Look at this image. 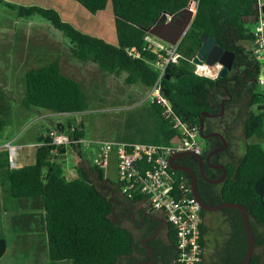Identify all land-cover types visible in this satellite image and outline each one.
Returning a JSON list of instances; mask_svg holds the SVG:
<instances>
[{"label":"trees","instance_id":"trees-1","mask_svg":"<svg viewBox=\"0 0 264 264\" xmlns=\"http://www.w3.org/2000/svg\"><path fill=\"white\" fill-rule=\"evenodd\" d=\"M76 1L95 13L109 0ZM190 1L194 0H110L117 44L79 30L62 19L52 7L5 3L15 9L18 16L38 14L50 21L69 39L68 47L74 57L91 61L108 73H125L124 80L128 84L149 87L157 76V70L149 60H155L157 56L143 47L144 36L164 14L175 13L188 6ZM258 14V0H198L192 24L178 43L177 61L167 64L165 74L168 77L161 79L162 94L171 105L170 114L164 113L159 103L145 100L148 106L144 115L132 123L134 126L129 124L130 130L119 140L167 143L180 135L179 129L173 126L174 117L190 127L199 128V115L204 119L203 112L212 111L222 94L228 91L236 100L244 97L243 92L248 93V103L252 107L243 116V133L246 137H264V89L258 87L263 63L254 51L253 34ZM202 32L215 37L220 47L234 53L232 67L223 76L211 77L195 72L196 64L192 58L201 46ZM129 47H135L139 56L129 54ZM24 77L26 91L22 104L26 108L33 106L53 112L87 109L86 94L80 82L58 66L41 64L29 67ZM232 77L235 82L230 81ZM253 77L254 83L241 92L244 81ZM10 112L8 95L0 86V131L8 124ZM142 121L146 123L140 124ZM53 128L60 131V126ZM49 129L45 128L38 135L36 142L39 144H35L32 163L11 166L7 150L0 161V182L8 188L20 208L9 219L15 241L18 243L33 234L41 243L37 247L45 248L50 260H70L71 264H137L147 258V250L132 230L112 217L116 190L121 191V182L110 180L99 162L75 165L76 177L67 178L61 156L66 147L75 146L76 142L56 146L46 134ZM66 131L72 139L85 137L82 121L68 125ZM227 168V177L213 192L218 196L216 202L228 200L245 205L255 234V246L248 264H260L264 258V143H245L242 155ZM177 173L190 184L185 172L177 170ZM111 190H115L113 194L109 192ZM123 195L131 204L145 199L139 190L133 191L131 196L128 193ZM210 212L220 214L218 224L211 228L205 219ZM201 215L199 241L202 253L197 264L240 261L247 246L240 211L234 207L217 211L201 209ZM210 243H213L211 253L205 257ZM147 244L152 247L151 241ZM165 245L166 260L180 264L177 261V230L170 222ZM6 248L7 239L0 237V257Z\"/></svg>","mask_w":264,"mask_h":264},{"label":"rangeland","instance_id":"rangeland-1","mask_svg":"<svg viewBox=\"0 0 264 264\" xmlns=\"http://www.w3.org/2000/svg\"><path fill=\"white\" fill-rule=\"evenodd\" d=\"M264 2V0H262ZM14 4L40 6L54 8L62 19L68 21L79 30L100 37L107 42L117 44L116 30L114 25L113 11L110 0L106 6L96 11L89 12L76 0H13ZM16 31L14 35L10 32L0 33V65L3 68V79L5 89L11 105L8 124L0 131V141L3 139L12 140L14 143L33 142L37 140L46 125L53 121L60 120L68 127L80 121L84 124L87 150L81 143V150L88 155L90 150L95 151L97 140H119L128 130L129 124L136 123L144 115L148 104L145 101L147 87L139 83L128 84L125 82V73L112 74L101 70L91 61H82L72 55L69 39L61 31L56 29L50 21L38 14L30 16H18L15 9ZM20 50L14 55L12 51ZM10 52V54H6ZM260 62L263 63L262 59ZM59 65L64 73L76 78L86 94L87 109L66 113H56L43 116L48 112L37 107L26 108L22 105L21 99L25 94L24 71L33 66L41 64ZM264 63L262 64V66ZM213 69L217 67L213 65ZM259 89H264V82L258 78ZM248 98L246 99V101ZM244 113V115H246ZM129 116L132 118L129 120ZM146 121L140 122L145 124ZM132 130V128H131ZM264 130V121H263ZM64 133H67L64 132ZM238 136L234 139L237 143L238 155L244 151L247 142L261 141L264 137L258 138L253 135L246 137L243 133L242 124L236 131ZM200 141V137L198 136ZM36 143V142H35ZM34 143V144H35ZM32 149V147H28ZM25 148V149H28ZM90 149V150H89ZM15 157V156H14ZM61 156V163L68 177V168L74 165V155L70 146L67 147L65 158ZM91 157L90 163H93ZM15 160V158H14ZM16 167L15 165H11ZM104 174L113 181H117V155L115 151L107 153V164L103 167ZM206 222L215 227L220 219L218 212H210L206 215ZM120 223L132 230L136 239L141 238L140 231L131 220L121 217ZM8 249L3 254L5 264H71L70 260L52 261L43 250L35 249L33 245L21 240L15 242L14 238H8ZM40 245V244H39ZM213 243L206 249L205 257L211 253ZM38 248V247H37ZM41 249V250H40ZM260 264H264L262 257Z\"/></svg>","mask_w":264,"mask_h":264},{"label":"built area","instance_id":"built-area-1","mask_svg":"<svg viewBox=\"0 0 264 264\" xmlns=\"http://www.w3.org/2000/svg\"><path fill=\"white\" fill-rule=\"evenodd\" d=\"M198 0L190 1L188 7L196 11ZM262 0H258L259 14L253 26L254 51L259 59L264 60V12ZM179 42L168 43L150 32L144 36V48L156 54L155 60H149L157 70L154 82L147 87L145 100L159 103L167 115L171 112L169 100L162 94L161 79L165 75L169 62L177 61ZM127 52L139 56L135 47H129ZM264 63V62H263ZM195 72L216 77L220 64L213 66L205 63H195ZM259 81L264 82V65L259 74ZM173 126L179 129L180 135L167 143H148L126 140H97V147L107 155L115 151L117 155V180L122 184L121 192L132 195L133 191L145 195L144 202L153 212L162 214L177 230V261L180 264H197L201 259L202 247L199 241L200 224L203 221L201 206L192 194L191 185L170 166L169 156L174 152H200L201 143L198 140V128L188 126L178 117H174ZM46 134L52 143L59 146L63 143L84 142L85 138L72 139L67 133L56 128H50ZM35 144H39L36 142ZM9 155L10 164L14 165V156L19 145L12 140L3 144ZM55 151V150H53ZM105 159V158H104Z\"/></svg>","mask_w":264,"mask_h":264},{"label":"flooded vegetation","instance_id":"flooded-vegetation-1","mask_svg":"<svg viewBox=\"0 0 264 264\" xmlns=\"http://www.w3.org/2000/svg\"><path fill=\"white\" fill-rule=\"evenodd\" d=\"M254 80V77L252 80L246 79L244 87L240 91L243 92L245 88L251 86ZM230 81L235 82L234 77ZM243 95V98L241 97L239 100H236L228 91L222 94L221 100L213 106L212 111H210L211 114H205L203 131L201 133L198 131L201 143V150L198 154L201 156V159L192 154H184L177 158L179 163L193 170L196 177L198 194L202 200L207 199L212 202H206L208 204L218 203L216 202L218 196L213 192L214 190H218L219 185L227 177V166L236 163L240 157L238 155L237 143L234 139L238 137L236 131L238 126L242 124L243 116H245L244 113H248L252 107L248 103V100L246 101L248 93L243 92ZM185 174L190 181V174ZM114 191L111 190L112 194ZM116 191L111 211L112 217L115 221H120L121 217L131 220L140 231L141 238L139 242L141 245L142 241H145V243L152 242L153 259L150 264H178L175 261L170 262L166 260L168 256L165 245L168 225L167 220H165L166 218L162 214L153 212L144 202L129 203L120 190ZM147 218L151 219V221ZM147 259H149V255L142 260Z\"/></svg>","mask_w":264,"mask_h":264},{"label":"water","instance_id":"water-1","mask_svg":"<svg viewBox=\"0 0 264 264\" xmlns=\"http://www.w3.org/2000/svg\"><path fill=\"white\" fill-rule=\"evenodd\" d=\"M262 11L264 12V3L262 4ZM195 12H193L192 9L186 6L185 8L173 14H164L159 21H157L156 23L152 24L149 27L148 31L154 36L168 43L179 42L182 36L184 35V33L191 26L193 18L195 16ZM200 38L202 41L201 46L198 49V52L193 56L192 62L200 63V64L205 63L210 66H213L218 63L220 64L218 75L223 76L232 67V62L234 57L233 51L225 50L222 47H220L216 43L215 37L210 36L205 32H202L200 34ZM164 77H168L167 74H165ZM203 114H211V113L209 111H204ZM199 117H200V123L198 130L201 133L204 127V120L202 115H199ZM184 154H192L196 156L198 159H201V156L198 153L192 151H180V152L172 153L169 156L168 160L172 168L190 174L191 176L190 185H191L192 194L200 204L201 208L204 210H217V209H222L224 207H234L240 211L247 235V246L243 258L234 264H248L255 246V234L252 228V224L250 221V216L247 211V208L241 202H237V201L223 200L213 204H208L204 202L198 194L195 173L190 167L183 165L177 161V158ZM155 219L159 220L160 218H155ZM142 245L147 250L149 259L141 260L137 264H150L153 259L152 248L147 243H145V241H142Z\"/></svg>","mask_w":264,"mask_h":264},{"label":"crops","instance_id":"crops-1","mask_svg":"<svg viewBox=\"0 0 264 264\" xmlns=\"http://www.w3.org/2000/svg\"><path fill=\"white\" fill-rule=\"evenodd\" d=\"M6 1L14 3L13 0L0 1V33L3 34L5 32L7 33V32L11 31L12 35H14V33L16 31L14 10L10 6H8L7 3H5ZM19 52H20L19 49L16 52L12 51V54L15 56L14 61L16 60V54H19ZM6 54H10V52H7ZM53 64L59 67L58 64H56V63H53ZM3 71L4 70H3L2 66L0 65V86H3L6 84L4 79H3V75H4ZM24 73H25V71H24ZM23 97H24V95H23ZM23 97H22V99H23ZM22 99H21V103H22ZM47 111L48 112L41 114V115L46 116V115H52V114H56V113H66V112H53V111H49V110H47ZM53 126H55V127L60 126V132H62V131L65 132V125L63 123H61L59 119L57 121L55 120V121L49 123L48 125H46L45 128H47V127L53 128ZM6 140H8V139H3L2 141H0V161L3 159V156L5 155V152H6V147L3 145ZM35 142H36V140L33 142H22V141H20L18 143H15V144L19 145V147L16 151V154H15L14 165L16 167L22 166V165H25L28 163H32L34 161V151H35V144L34 143ZM81 143L84 144L85 150H87L88 148H86V147H88V146L84 142H76L75 146H72V147L70 146V148L72 149V153L74 155V157H73L74 165L70 166V169L68 168L67 173L71 177L67 176V174L65 173V169L63 168L64 173H65L67 178L71 179V178L76 177L77 172L75 169V165H86V164L90 163L91 157L94 158L93 162H99V164L102 166L107 164V155L104 156V153L101 150L96 148L95 151L92 152V149L91 150L89 149L90 152L88 153V155H85L84 150H81V146H80ZM28 147H32V149H29ZM25 148H28V149H25ZM66 151H67V147H66ZM65 154H66V152H65ZM65 154L63 155L62 158H65ZM109 192H111V191H109ZM19 210H20V208L16 204V201L13 198H11L9 191H8V188L5 187V185L1 184V182H0V237H5L7 239L6 251L8 249V240H9L8 238L13 237L14 241H15L14 229H12L10 227L9 219L14 213L18 212ZM37 240H38L37 237H35L33 234H28L25 237V240H23V241L24 242L26 241L27 244L33 245V247L35 249H39L41 247H39V248H36V247L40 246L41 243L39 245ZM43 253L46 254V251L43 250ZM2 256L0 257V264H5Z\"/></svg>","mask_w":264,"mask_h":264}]
</instances>
